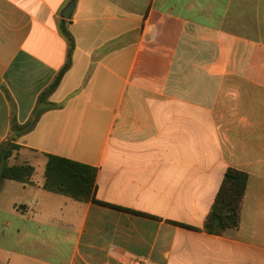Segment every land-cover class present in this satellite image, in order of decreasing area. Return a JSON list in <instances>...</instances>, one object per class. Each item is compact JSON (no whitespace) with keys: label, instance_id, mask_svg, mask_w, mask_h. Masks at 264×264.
<instances>
[{"label":"crops","instance_id":"1","mask_svg":"<svg viewBox=\"0 0 264 264\" xmlns=\"http://www.w3.org/2000/svg\"><path fill=\"white\" fill-rule=\"evenodd\" d=\"M8 140L35 170L0 179V264H264V0H0ZM47 155L93 167L108 205L45 190ZM228 168L240 225L210 234Z\"/></svg>","mask_w":264,"mask_h":264},{"label":"trees","instance_id":"2","mask_svg":"<svg viewBox=\"0 0 264 264\" xmlns=\"http://www.w3.org/2000/svg\"><path fill=\"white\" fill-rule=\"evenodd\" d=\"M64 34L68 37L66 32ZM69 59L68 53L63 68L53 82L40 94L38 104L29 120L20 125L12 118V140L31 131L39 117L46 111V98L54 91L62 75L69 68ZM18 147L10 140L0 145V179L27 183L34 174V167L28 163H7L13 151ZM43 177L42 187L47 191L64 195L79 202L93 201L105 204L95 198L96 170L89 165L60 156L47 155ZM247 183V173L234 168L226 170L214 202L204 220V229L207 233L224 235L238 229Z\"/></svg>","mask_w":264,"mask_h":264},{"label":"water","instance_id":"3","mask_svg":"<svg viewBox=\"0 0 264 264\" xmlns=\"http://www.w3.org/2000/svg\"><path fill=\"white\" fill-rule=\"evenodd\" d=\"M72 8H73V4H71L69 7H67L65 12L62 15V18L68 19L70 14H71Z\"/></svg>","mask_w":264,"mask_h":264},{"label":"built area","instance_id":"4","mask_svg":"<svg viewBox=\"0 0 264 264\" xmlns=\"http://www.w3.org/2000/svg\"><path fill=\"white\" fill-rule=\"evenodd\" d=\"M131 264H141V260H134Z\"/></svg>","mask_w":264,"mask_h":264}]
</instances>
